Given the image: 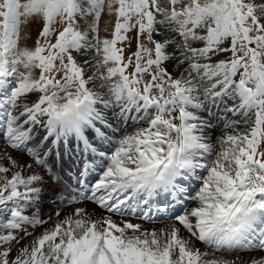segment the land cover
<instances>
[{
	"label": "snow or ice",
	"instance_id": "snow-or-ice-1",
	"mask_svg": "<svg viewBox=\"0 0 264 264\" xmlns=\"http://www.w3.org/2000/svg\"><path fill=\"white\" fill-rule=\"evenodd\" d=\"M0 264H264V0H0Z\"/></svg>",
	"mask_w": 264,
	"mask_h": 264
},
{
	"label": "bare ground",
	"instance_id": "bare-ground-1",
	"mask_svg": "<svg viewBox=\"0 0 264 264\" xmlns=\"http://www.w3.org/2000/svg\"><path fill=\"white\" fill-rule=\"evenodd\" d=\"M217 135H218V133H217ZM66 158V157H65ZM69 162L68 163H71V166H72V164H74L73 162H71L70 160H68ZM64 162H65V164L67 163L66 162V160L64 159ZM58 164V167H59V162L57 163ZM75 170V164L73 165V171ZM25 174H27V173H25ZM46 195H48V196H51L52 195V193L51 192H47L46 193ZM44 203H46L47 204V201H45ZM50 206H52V202L50 203ZM88 208H89V210L91 211V210H93L94 209V205H91V204H88V205H86ZM51 208V207H50ZM53 208H55V206H53ZM65 211H70V209H68V210H62V212H61V214L62 215H64L65 214ZM47 213V212H46ZM49 215H52V217L54 218L55 217V215H54V210H51V209H49V212L47 213V215H45V218H47ZM133 222H137V221H133ZM138 222H141V221H138ZM156 227H162L163 225H161V224H157V225H155ZM40 232V231H39ZM39 232L37 233V234H39ZM31 239V238H30ZM198 246H200V245H198Z\"/></svg>",
	"mask_w": 264,
	"mask_h": 264
},
{
	"label": "rangeland",
	"instance_id": "rangeland-1",
	"mask_svg": "<svg viewBox=\"0 0 264 264\" xmlns=\"http://www.w3.org/2000/svg\"><path fill=\"white\" fill-rule=\"evenodd\" d=\"M35 38V31H33V39ZM66 157V158H65ZM64 157V159L66 160V168H69V165H71V163H68L69 161V158L67 157V156H65ZM73 165L74 164H72V170H73ZM57 167H58V164H57ZM47 201V204L46 205H48L47 207H45L42 211H41V216L42 217H44L45 218V215H47V213L49 212V209H51V210H55V208H53V206H55V203L53 202V201H51V200H46ZM52 202V206H50V203ZM51 207V208H50ZM66 210H68V209H66ZM47 212V213H46ZM56 219V217H54L53 218V220H55ZM138 222V221H137ZM49 225H45V227H48ZM42 229H37L36 230V233H38L39 231H41ZM31 237H29V239H30Z\"/></svg>",
	"mask_w": 264,
	"mask_h": 264
}]
</instances>
